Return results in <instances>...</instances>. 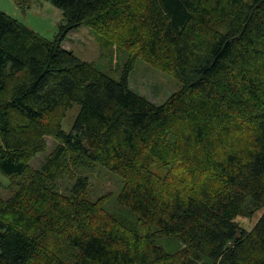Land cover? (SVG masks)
Returning <instances> with one entry per match:
<instances>
[{
  "label": "trees",
  "instance_id": "trees-1",
  "mask_svg": "<svg viewBox=\"0 0 264 264\" xmlns=\"http://www.w3.org/2000/svg\"><path fill=\"white\" fill-rule=\"evenodd\" d=\"M43 1L62 13L53 40L0 11V174L16 188L0 197V264H264V0ZM81 27L120 38L118 81L64 48ZM137 57L180 83L164 103L129 88ZM68 164L118 176L135 226L85 176L60 192ZM258 210L251 230L235 222Z\"/></svg>",
  "mask_w": 264,
  "mask_h": 264
},
{
  "label": "rangeland",
  "instance_id": "rangeland-1",
  "mask_svg": "<svg viewBox=\"0 0 264 264\" xmlns=\"http://www.w3.org/2000/svg\"><path fill=\"white\" fill-rule=\"evenodd\" d=\"M0 11L17 19L47 40H53L59 31V26L64 23L61 11L43 0H31L25 9L18 7L15 0H0ZM119 39L115 35L81 27L66 34L63 46L78 60L90 63L98 71L118 81L129 57L128 51L121 46ZM128 86L136 94L155 105H160L179 89L180 83L168 73L156 69L137 57L128 75ZM78 109L77 105H73L65 114L61 123L65 132L71 131ZM46 140L45 152L36 155L30 162L33 169L43 165L49 153L59 143L53 138ZM70 175L74 178L70 179ZM61 176L56 182V188L60 192H67L75 177L85 176L88 180L87 195L95 200H103L105 210L114 214L125 227L135 226V219L116 203V197L121 188V179L118 176L97 165L91 168H76L70 164ZM15 189L9 184L8 179L0 174V197L4 199L10 197ZM261 213L262 210H258L251 216L241 215L235 219V222L249 231ZM160 242L167 250H174L178 247L173 242Z\"/></svg>",
  "mask_w": 264,
  "mask_h": 264
}]
</instances>
